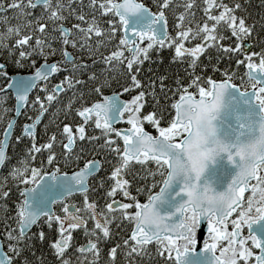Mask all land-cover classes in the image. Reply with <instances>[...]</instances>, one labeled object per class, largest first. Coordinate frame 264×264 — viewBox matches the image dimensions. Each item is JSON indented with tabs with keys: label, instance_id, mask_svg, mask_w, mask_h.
<instances>
[{
	"label": "trees",
	"instance_id": "16d2710c",
	"mask_svg": "<svg viewBox=\"0 0 264 264\" xmlns=\"http://www.w3.org/2000/svg\"><path fill=\"white\" fill-rule=\"evenodd\" d=\"M23 1L29 5L14 6ZM33 1L0 0V103L7 109L0 116V140L13 114L14 98L3 90L9 75L31 72L43 61L56 64L53 74L30 92L0 167V241L10 257L9 264H175L172 256L159 254L154 241L140 243L138 251L131 252L133 221L119 209L109 207L115 198L134 204L147 200L159 188L165 164L156 159L125 161L121 137L112 128L94 126L91 121L85 123L83 136L66 149L62 129L79 124L78 114L84 107L115 92L125 99L135 90L142 94L141 126L155 134L160 129L168 131L174 102L183 93L197 94L200 87H208L210 80L222 79H229L242 90L250 88L254 81L247 77L244 58L231 51L235 39L229 19L221 15L215 39L191 49L175 36V24L181 13L190 17L196 30L207 22L203 0H138L152 12L163 13L168 37L161 44L152 41L140 51V62L127 68L108 55L123 42V36L121 21L106 0ZM221 1L241 21L256 63L264 68V0ZM193 42L198 43L199 38ZM33 44L39 46L40 50L35 48L38 52ZM65 51L72 55L70 61L65 59ZM58 84L60 90L56 91ZM41 111L34 136L21 135L23 123ZM149 116L154 126L147 120ZM183 133L174 130L169 136L178 140ZM93 159L99 169L88 179L87 190L55 202L53 218L40 217L21 235L22 188L33 184L42 173L71 172ZM117 171L125 182V191L117 183ZM258 171L261 178L243 194L240 205L247 218L257 215L264 206V162ZM66 201L82 212L83 225L65 222ZM187 218H191L190 213ZM60 239L63 246L58 245ZM89 241L94 242L93 248L80 251Z\"/></svg>",
	"mask_w": 264,
	"mask_h": 264
},
{
	"label": "water",
	"instance_id": "95a60500",
	"mask_svg": "<svg viewBox=\"0 0 264 264\" xmlns=\"http://www.w3.org/2000/svg\"><path fill=\"white\" fill-rule=\"evenodd\" d=\"M47 0H34V4ZM114 15L121 20V32L128 48L134 52L140 41L151 39L163 43L168 32L162 12H152L138 0H114ZM66 31L65 28H63ZM65 59L72 55L65 51ZM3 64L0 63V68ZM56 67L53 61L39 63L31 72L9 75L4 91L14 98L13 115L5 126L0 140V167L14 123L24 108L32 89L52 75ZM247 77L255 85L242 90L229 79L210 80L208 88L194 95L186 92L174 102V116L168 133L185 126L186 131L177 141H171L168 133L160 129L152 134L136 123L128 127H116L122 120L121 113L126 99L119 92L103 96L101 100L86 106L81 116L101 118L107 128H114L122 138L121 155L128 160L141 157L162 161L166 172L159 188L144 202L136 203V213L130 236L133 241L148 244L166 238L173 246L175 264H221V257L214 250L212 240L204 241L205 235L222 238V223L241 205L243 194L251 188L258 176V166L264 162V108L256 100L257 89L264 97V68L261 63L245 65ZM56 91L60 85H56ZM43 114L41 111L32 121L25 122L21 135L35 134V127ZM73 145L72 138L65 148ZM99 169L96 159L71 172L51 170L40 174L33 184L21 190L23 195L22 217L18 224L20 234H25L42 216L53 218L55 202L88 188V179ZM36 171L34 170V174ZM120 180V176H117ZM124 189V185L121 186ZM121 205L113 201L110 208ZM76 206L65 205L66 223L81 226L84 220L76 216ZM186 210L193 214L194 238L190 247L179 249L178 242L187 238L191 223L185 218ZM249 236L254 238L257 253L255 264L264 263V206L246 222ZM233 244L241 243L238 225L231 230ZM59 246L64 240L58 241ZM93 241L85 243L80 251H90ZM10 257L0 241V264H9Z\"/></svg>",
	"mask_w": 264,
	"mask_h": 264
},
{
	"label": "rangeland",
	"instance_id": "374dc122",
	"mask_svg": "<svg viewBox=\"0 0 264 264\" xmlns=\"http://www.w3.org/2000/svg\"><path fill=\"white\" fill-rule=\"evenodd\" d=\"M108 3L114 1V0H106ZM205 2V17L207 22L200 25V27L196 30L193 23H191L190 17H188L187 14L181 13L177 18V22L175 24V36L179 37L182 42H185L188 46L191 47V49H196L198 47V44H205L207 41H212L215 39L214 31L215 27L219 22V17L223 14L227 16V19H229L230 24V33L235 39V44L231 48V51L236 52L240 54L244 60L245 64L255 63V54L251 51V48L249 47V44L246 41L245 38V32L242 30L241 21L231 12V9L225 4V2L221 0H203ZM29 2L23 1L20 3L15 4L14 6L20 7L24 5H29ZM194 38H199V42L195 43L193 42ZM152 44L150 39H144L140 41L137 45V48L134 52H131L130 49H126L130 47L131 45L127 44L124 39L123 42L117 47L115 50L110 52L108 55L110 56V59L116 60L118 63H123L124 66L127 68H131L134 65L138 64L141 60L140 51L147 48ZM33 48L35 52H38L39 46L35 45ZM37 48L38 50H36ZM227 48V47H225ZM124 50H127V53H124ZM248 53H250V56H246ZM250 62V63H249ZM33 66H35L34 61L31 62ZM137 83L133 85L135 87ZM205 87H200V89ZM126 105L124 110L122 111V121L124 124H126V127H128L131 123H136L137 125L141 126V118H140V106L142 103V94L139 91H134L129 98L126 99ZM256 100L259 101L264 108V97L261 95L259 89H257L256 93ZM23 110V109H22ZM7 109L4 108V106L0 103V116L4 113H6ZM22 112V111H21ZM21 114V113H20ZM80 117V123L69 127L68 125L63 126V133L65 135V139L68 140V138H72V141H74L76 138H79L83 136L84 134V127L85 123L87 121H91L94 126H99L102 123L101 118H98L95 115H90L87 119L82 118L81 111L79 112ZM148 121L153 122L154 121L151 118V116L147 117ZM1 121V119H0ZM185 126L175 129L176 134L179 133L182 130H185ZM174 132V131H173ZM169 140L175 141L174 136H169ZM13 142H16V138L13 139ZM145 159L150 158H144L141 157L138 159V161H143ZM125 161H128V159L124 158ZM116 175H119L120 172H116ZM261 175L258 171L257 178L251 182V187L253 186L254 182L257 179H260ZM118 185L120 186V189L122 191H125V182L123 180H117ZM124 185V189L121 188V186ZM121 201V205L114 207L122 211V214L124 217L130 219L131 221H134L135 213H136V204L131 203L125 199L122 198H115L113 201ZM242 198V202H243ZM66 203H72L69 201H66ZM113 208V209H114ZM190 213L191 218L188 220L187 214ZM76 215L81 217L82 212L80 211L76 212ZM193 214L190 210H186L184 214V218L189 222H193L192 218ZM253 217V216H251ZM246 217L245 214L241 211L240 206H238L233 213H231L226 219L222 221L221 224H219V230L223 233L222 238H217L213 236L211 232H208L205 235V238L209 236L210 238L208 240H212L214 243V250L215 252L221 255V264H255L254 263V256L257 253V248L254 243H252L249 240V236L247 234L246 230V222L251 218ZM72 225V224H71ZM238 225L240 227L241 231V243L238 245L233 244V236L231 233V230L234 226ZM195 234L194 232H190L187 238L181 239L183 241L182 248L184 247H190L192 240L194 238ZM205 239L204 241H206ZM207 240V241H208ZM155 246L157 248V251L159 254L163 256H172L173 254V246L169 244V241L166 238H159L154 240ZM140 243H137L133 241V245L130 246L131 252H137L138 246ZM125 264H131V263H125Z\"/></svg>",
	"mask_w": 264,
	"mask_h": 264
},
{
	"label": "bare ground",
	"instance_id": "6f19581e",
	"mask_svg": "<svg viewBox=\"0 0 264 264\" xmlns=\"http://www.w3.org/2000/svg\"><path fill=\"white\" fill-rule=\"evenodd\" d=\"M251 54L250 53H248L246 56L248 57V56H250ZM250 63V62H249ZM191 233L192 232H194V222H192L191 223V231H190ZM249 240L252 242V243H254V238L253 237H249ZM178 247H179V249H182V245H183V241L182 240H180L179 242H178ZM218 255L221 257V255L218 253Z\"/></svg>",
	"mask_w": 264,
	"mask_h": 264
},
{
	"label": "flooded vegetation",
	"instance_id": "af4514ba",
	"mask_svg": "<svg viewBox=\"0 0 264 264\" xmlns=\"http://www.w3.org/2000/svg\"><path fill=\"white\" fill-rule=\"evenodd\" d=\"M34 4V3H33ZM25 39V38H24ZM1 69V68H0ZM64 147H65V145H64ZM77 212V211H76Z\"/></svg>",
	"mask_w": 264,
	"mask_h": 264
}]
</instances>
